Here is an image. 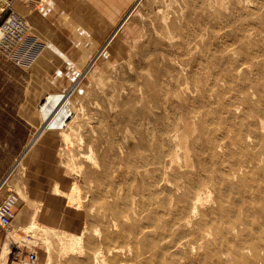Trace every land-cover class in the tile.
Returning <instances> with one entry per match:
<instances>
[{"label": "rangeland", "instance_id": "rangeland-1", "mask_svg": "<svg viewBox=\"0 0 264 264\" xmlns=\"http://www.w3.org/2000/svg\"><path fill=\"white\" fill-rule=\"evenodd\" d=\"M119 1L113 25L110 0L14 5L37 52L0 54V185L21 197L0 246L35 218L42 264H264V0ZM51 93L71 123L28 151Z\"/></svg>", "mask_w": 264, "mask_h": 264}, {"label": "bare ground", "instance_id": "bare-ground-1", "mask_svg": "<svg viewBox=\"0 0 264 264\" xmlns=\"http://www.w3.org/2000/svg\"><path fill=\"white\" fill-rule=\"evenodd\" d=\"M25 1V0H23ZM20 14V13H19ZM21 15V14H20ZM27 20V19H26ZM28 22V20H27ZM30 25V24H29ZM38 113H39V119H40V123L42 124V127L41 129L39 130V132L37 133V135L35 136V138L33 139V143H31V145H29V148H28V151L32 150L37 141L39 140V138L47 131H50V130H64L65 127H67L71 122H70V118H71V109H70V99L68 98L67 95H62V94H59V93H51V94H47L46 97L41 101V104H40V107L38 108ZM264 128V127H263ZM63 136H64V140H65V143L66 145L67 144H70L71 143V137L69 135H67L66 133H63ZM73 143V141H72ZM223 144V143H222ZM70 146V145H69ZM93 156L92 155H89L87 157V160H93L92 159ZM175 160V159H174ZM22 161V160H21ZM172 163V162H171ZM172 167V165H171ZM167 171V170H166ZM170 171V170H169ZM116 172V171H115ZM166 180V179H165ZM168 181V180H167ZM166 182V181H165ZM2 184V183H1ZM8 185V179L5 180V186H4V190L6 189L7 192L9 189L11 188H8L7 187ZM12 191L16 192L15 190L11 189ZM76 191L73 190V192L71 193L70 197H69V205L73 204L74 202H76V200L78 201V198H76V196H74V193ZM17 193V192H16ZM18 194V193H17ZM202 195V193H200ZM19 196V200L17 202V205H16V209H17V206L18 204L20 203L21 201V197L20 195L18 194ZM200 196V195H199ZM201 197V196H200ZM135 198V197H134ZM210 198V197H209ZM205 199H204V203H205ZM134 202V201H133ZM199 202H202V200L200 198H198L196 200V202L193 203L192 205V215H193V218L195 216H197V211H198V205H199ZM134 204V203H133ZM202 203H200L201 205ZM138 205L140 206V203H138ZM135 206V204H134ZM133 206V208H134ZM202 207V206H201ZM136 215V214H135ZM17 217V211H16V216L13 220V223L15 221ZM126 219V217H125ZM38 221V220H37ZM37 221L35 220V218L31 219V223H30V226L28 227H21L19 228V230H15V235H9L7 234L5 237L6 240L2 243V245L0 246V264H7V261H8V258H9V255H11L12 253V244L13 243H16V242H20L21 244H25L27 246H31L30 244V240L32 239V237L34 239H39L42 237V242L43 244L46 246V249H47V252L50 254L49 256V263L51 262V241L52 239L50 240V231L52 232V230H49V229H46L42 226H40ZM129 221V220H128ZM146 222V221H145ZM189 222H187L188 224ZM142 224V222H141ZM188 226H191L188 224ZM13 228V224H12V227L9 228L8 230L6 231H2L3 233H10L12 232ZM23 229V230H22ZM234 229V228H233ZM21 231V232H20ZM27 232H29L30 236H26V240L24 242L20 241L21 238L23 237V235H18V234H28ZM97 233V232H96ZM11 234V233H10ZM52 234V233H51ZM9 235V236H8ZM45 235V236H44ZM209 237V234L207 235ZM2 237V234H1V231H0V238ZM28 237L30 239H28ZM53 237V236H51ZM54 238V237H53ZM56 239V237H55ZM62 240V239H61ZM82 236L80 237H75V236H69L68 237V241H67V244L66 245V248L67 249H70L72 251H77V250H80L81 249V244H82ZM164 243V242H163ZM165 244V243H164ZM201 245V243H200ZM165 246V245H164ZM183 246V245H181ZM68 251V250H67ZM66 253V252H65ZM98 254V253H97ZM231 257V256H230ZM227 258V257H226ZM95 259V258H94ZM98 256H96V263H98ZM38 262L40 264H42L40 262V260H38ZM103 263V262H102ZM18 264V263H16ZM21 264H33L31 262H21ZM44 264H47V263H44ZM100 264V263H99Z\"/></svg>", "mask_w": 264, "mask_h": 264}, {"label": "built area", "instance_id": "built-area-1", "mask_svg": "<svg viewBox=\"0 0 264 264\" xmlns=\"http://www.w3.org/2000/svg\"><path fill=\"white\" fill-rule=\"evenodd\" d=\"M17 1L23 0H0V20L6 17L0 24V54L7 60L22 65L26 62V57L21 52L33 57L37 52V43L34 36L30 34V25L26 18L14 9ZM29 41V46L24 47ZM25 48L28 52H25ZM4 186L5 181L0 185V192ZM18 200V194L9 189L0 201V231H6L12 227ZM12 249V254H15L14 263L40 264L38 251L34 246H24L16 242L12 244Z\"/></svg>", "mask_w": 264, "mask_h": 264}, {"label": "crops", "instance_id": "crops-1", "mask_svg": "<svg viewBox=\"0 0 264 264\" xmlns=\"http://www.w3.org/2000/svg\"><path fill=\"white\" fill-rule=\"evenodd\" d=\"M108 2H109V0H108ZM117 2H120L121 3V1H119V0H110V2L108 3V5H109V7H108V5H107V7L106 8H104V10H110L111 11V14L110 13H108L109 12V10L108 11H106V13L105 14H109V15H107L106 16V18L108 19V23L110 24V25H113V24H116V22L119 20V12H121V7L119 6V7H116V6H118V4H116ZM29 2H28V0H25V1H17L16 3H15V8L20 12L22 9H23V6H26L27 4H28ZM116 4V5H115ZM103 8V7H102ZM112 9L114 10V11H112ZM104 15V13H101V15ZM111 17H113V19L115 20V22H111L112 20L111 19H109V18H111ZM31 21H32V23H34V27H36L37 29H39L41 32H46L45 31V28L43 29V26L41 25V24H39L37 21H35L33 18H31L30 19ZM113 20V21H114ZM30 22V21H29ZM2 198H3V196L1 197L0 196V201L2 200ZM19 210H21V208H20V203L18 204V206H17V209H16V211H17V216H18V213H19ZM22 215V213H20V216ZM43 217V216H42ZM48 217H50V216H48ZM17 218V217H16ZM43 219H44V217H43ZM46 220V219H45ZM47 221V220H46ZM13 226H15V221H14V223H13ZM49 226V225H48ZM1 233H3L2 231H1ZM3 237H1L0 238V240L2 239Z\"/></svg>", "mask_w": 264, "mask_h": 264}]
</instances>
